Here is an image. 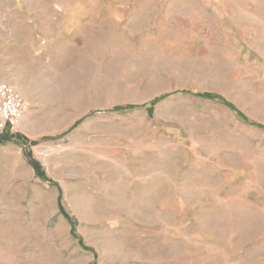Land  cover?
I'll return each instance as SVG.
<instances>
[{
  "label": "rangeland",
  "instance_id": "rangeland-1",
  "mask_svg": "<svg viewBox=\"0 0 264 264\" xmlns=\"http://www.w3.org/2000/svg\"><path fill=\"white\" fill-rule=\"evenodd\" d=\"M0 81V264H264V0H0Z\"/></svg>",
  "mask_w": 264,
  "mask_h": 264
},
{
  "label": "built area",
  "instance_id": "built-area-1",
  "mask_svg": "<svg viewBox=\"0 0 264 264\" xmlns=\"http://www.w3.org/2000/svg\"><path fill=\"white\" fill-rule=\"evenodd\" d=\"M25 110L23 98L15 88L6 81H0V131L16 130Z\"/></svg>",
  "mask_w": 264,
  "mask_h": 264
},
{
  "label": "trees",
  "instance_id": "trees-1",
  "mask_svg": "<svg viewBox=\"0 0 264 264\" xmlns=\"http://www.w3.org/2000/svg\"><path fill=\"white\" fill-rule=\"evenodd\" d=\"M9 136H7V133H3L2 136L0 137V142L4 139H8ZM27 154H29V151H27ZM31 164L32 166L34 167L35 171H36V174L39 176V177H42V173L40 171V168H39V165L37 163V161L35 160H31Z\"/></svg>",
  "mask_w": 264,
  "mask_h": 264
}]
</instances>
